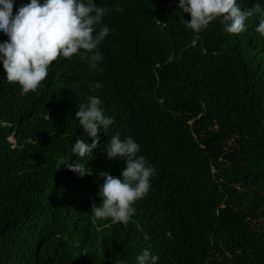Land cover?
Instances as JSON below:
<instances>
[{
  "label": "trees",
  "instance_id": "16d2710c",
  "mask_svg": "<svg viewBox=\"0 0 264 264\" xmlns=\"http://www.w3.org/2000/svg\"><path fill=\"white\" fill-rule=\"evenodd\" d=\"M27 2L14 0L13 13ZM94 2L108 9L102 23L112 29L97 48L100 70L79 52L58 56L21 95L0 66V264H135L144 248L157 264H264L257 14L238 34L218 20L194 32L178 0ZM238 3L264 7V0ZM90 95L113 119L92 152L76 157L77 137L91 143L75 119ZM113 134L136 141L154 169L123 224L91 215L99 173L119 177L124 167L104 151ZM76 159L90 174L66 167Z\"/></svg>",
  "mask_w": 264,
  "mask_h": 264
},
{
  "label": "clouds",
  "instance_id": "9594fccd",
  "mask_svg": "<svg viewBox=\"0 0 264 264\" xmlns=\"http://www.w3.org/2000/svg\"><path fill=\"white\" fill-rule=\"evenodd\" d=\"M13 3L14 0H0V33L7 37L0 40V66L4 79L18 84L21 95L37 88L47 76L49 64L58 56L70 58L79 52L90 68L100 70L103 57L97 48L112 31L102 23L106 7L94 0H28L13 13ZM176 8L189 14L184 26L194 32L218 20L225 32L238 34L245 30L246 18L257 14L255 31L264 37V7L258 3L241 10L238 0H178ZM90 87L99 88L101 84L93 82ZM75 119L91 143L77 137L71 144V153L84 157L96 147L98 132L108 128L113 118L104 115L100 98L90 95L79 105ZM139 150V144L130 136L121 139L118 134L111 135L104 151L110 159H122L124 167L119 177L99 173L103 182L98 186L100 203L91 205L93 217L123 224L135 213L134 202L147 193L154 173L145 157L137 155ZM66 167L79 176L90 174L77 159L66 163ZM158 259L144 248L136 255L135 264H157ZM113 264L121 262L116 260Z\"/></svg>",
  "mask_w": 264,
  "mask_h": 264
},
{
  "label": "rangeland",
  "instance_id": "374dc122",
  "mask_svg": "<svg viewBox=\"0 0 264 264\" xmlns=\"http://www.w3.org/2000/svg\"><path fill=\"white\" fill-rule=\"evenodd\" d=\"M12 141V139H10Z\"/></svg>",
  "mask_w": 264,
  "mask_h": 264
}]
</instances>
